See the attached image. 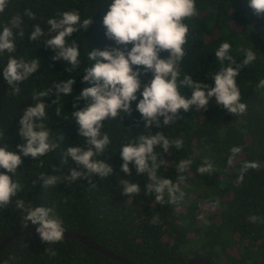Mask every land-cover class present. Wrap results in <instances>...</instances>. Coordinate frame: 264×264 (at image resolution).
<instances>
[{"label":"trees","instance_id":"trees-1","mask_svg":"<svg viewBox=\"0 0 264 264\" xmlns=\"http://www.w3.org/2000/svg\"><path fill=\"white\" fill-rule=\"evenodd\" d=\"M111 0H6L0 12V32L10 27L14 34L16 51L0 53V147L20 154L17 145L23 143L19 135V120L23 110L34 106V93L51 90L43 98L48 105L43 121L50 132V141L58 145L39 159L23 157V163L12 175L21 190L11 203L0 207V243L23 227L25 211L16 206L23 200L25 208L44 206L54 210L62 221L65 232L81 234L108 251L134 264H187L192 258L208 259L213 264H264V88H257L264 79V16H256L247 6V0H196L197 15L184 20L189 27L185 56L177 70L180 79L190 75L193 80L205 81L210 72L220 71L221 64L215 50L224 42L232 46L231 55L239 64L242 49H252L257 59L243 67L237 77L241 102L247 104L243 114H230L217 106L213 98L207 110H181L183 118L162 127L145 128L141 114L132 103V113L108 119L101 129L111 143L103 153L94 157L108 163L113 172L107 178L92 175L70 182L72 169H81L71 157L64 163L68 147H86V138L78 134V124L71 113L83 109L91 100H80L73 107L74 98L85 87L83 70L95 61L87 60L88 51L103 50L106 46L123 47L104 36L102 18L108 12ZM65 11H76L81 21L92 18L88 29L79 28L67 39L75 42L81 53V64L76 69L65 61L53 60L54 52L44 41L56 35L48 32L47 21L59 19ZM31 13V15H29ZM19 18V26L12 21ZM45 32L36 41L29 36L34 26ZM130 50L132 45L129 44ZM166 59L168 52H160ZM10 57L30 62L38 59L40 68L20 82V91L14 92L3 78V69ZM134 69L136 66H133ZM67 79H76L71 95L56 99L54 85ZM148 84L152 73L140 77ZM186 98L191 90L180 89ZM138 99L140 97L137 93ZM61 115L57 116V110ZM161 124L163 117L160 118ZM162 133L170 141L181 139L183 146L172 145L167 152L157 146L154 152L163 161L157 176L179 184L175 199L165 194L160 205L155 192L146 194L147 173L137 175L129 164L131 175L121 171V146L134 143L140 135ZM242 151L233 157L231 149ZM231 158V163H228ZM182 160L191 163L179 173ZM256 162L258 168L247 169L243 181L239 176L243 166ZM211 164L213 171L197 170ZM0 172L6 170L0 168ZM41 173L57 176V184L44 188ZM89 180L95 186H91ZM123 180L139 185V194L129 197L122 193ZM255 216L252 222L249 218ZM158 217V219H157ZM156 220L155 223L152 221ZM29 226L32 225L30 222ZM0 264H124L87 244L64 237L60 242H43L38 233L25 234L6 245L0 252Z\"/></svg>","mask_w":264,"mask_h":264},{"label":"clouds","instance_id":"clouds-1","mask_svg":"<svg viewBox=\"0 0 264 264\" xmlns=\"http://www.w3.org/2000/svg\"><path fill=\"white\" fill-rule=\"evenodd\" d=\"M5 4L6 0H0V12L4 10ZM247 6L254 15L264 16V0H247ZM195 15L196 0H111L109 10L102 18L104 36L123 47L106 46L103 50L93 49L87 53V60L95 63L83 70L82 83H89L92 86L83 88L79 95L75 96L73 107L75 108L80 100L90 99L91 102L83 109L71 113L79 126L78 134L86 138V147H68L63 156L65 164L67 157H71L72 161L85 171L72 169L67 176L70 182H75L78 178L88 179L92 175L107 178L112 174L113 169L108 163L94 159L111 143L108 134L102 133L101 129L108 119L122 118L121 114L131 115L133 102L138 101L136 111L141 114L147 129L153 126H167L183 118L181 110L185 113L193 107L196 111L207 110L213 98L217 106L230 114L246 112L247 104L241 102L237 77L243 67L251 65L257 59L252 49L241 50L244 58L238 64L231 55V44L222 43L214 52L221 64L220 71L210 72L206 78L212 79L214 86L205 81L193 80L187 74L180 79L177 68L186 54L184 46L189 34V27L184 20ZM92 23V18L81 21L80 14L76 11H65L60 14L59 19H49L48 32L57 33L44 41V44L55 53L52 59H62L75 69L79 67L81 64L79 46L75 42L68 44L67 39L79 28L88 29ZM12 26H19V18L13 19ZM43 35L44 30L36 25L29 39L36 41ZM129 44L132 45L130 50L127 47ZM5 51L9 53L16 51L13 31L7 26L0 32V53ZM165 51L169 53L166 59L159 55ZM133 66H136L135 69ZM39 68L38 59L26 62L10 57L3 69V78L7 85L18 93L20 89L17 85ZM149 72L152 73L151 81L142 85L140 77ZM75 82L76 79H67L55 84L56 99L53 103L61 95H71ZM182 87L191 90L190 98L181 94ZM257 88H264V79L259 81ZM138 92L142 98L138 99ZM51 94H53L51 90L34 93V106L23 110L19 120V135L23 143L17 145L20 154L8 150L7 146L0 147V168L6 170L0 172V207L11 203L12 198L21 190V185L13 181L12 175L23 163L22 156L39 159L58 146L50 141V132L43 123L48 108L43 98ZM56 114L60 116L61 110L58 109ZM172 145L179 149L183 146V141L181 139L170 141L162 133L140 135L136 142L122 145L119 152L123 161L121 171L131 175L129 168L131 163L137 175L147 173L148 181L151 183L146 185V194L155 192V200L160 205L170 202L165 201V194L170 200L175 199L179 184L157 176V170L163 161H159L154 149L160 146L167 152ZM241 151L239 147L231 149L233 157ZM190 163L188 160H182L177 167L178 172H184ZM228 163H231V158ZM258 167L259 164L256 162L245 163L238 180L243 181V173L247 169ZM197 171L209 173L213 171V167L206 163ZM40 180L44 188L54 186L58 181L57 176L43 173ZM89 183L95 186L90 180ZM121 191L131 198L139 194L140 187L134 182L123 180ZM16 206L25 211L22 226L28 227L29 222L37 226L36 232L43 242L52 244L64 239L65 229L62 221L54 215L52 208L44 206L25 208L23 200H18ZM249 219L255 222L257 218L253 216ZM152 222L155 223L156 220Z\"/></svg>","mask_w":264,"mask_h":264},{"label":"water","instance_id":"water-1","mask_svg":"<svg viewBox=\"0 0 264 264\" xmlns=\"http://www.w3.org/2000/svg\"><path fill=\"white\" fill-rule=\"evenodd\" d=\"M36 227L37 226H29L26 228H23L17 232H15L14 234L10 235L8 238H6L5 240H3L0 243V252L1 250L8 245L10 242H12L13 240L17 239L20 236H23L25 234H30V233H37L36 232ZM65 237L67 238H72L74 240H77L79 242H82L84 244H87L88 246H90L91 248L95 249L96 251L114 259L117 260L121 263L124 264H134L120 256L115 255L114 253L108 251L106 248L102 247L101 245L97 244L96 242H94L93 240L78 234V233H74V232H65ZM187 264H213L211 260L208 259H199V258H192L189 260V262Z\"/></svg>","mask_w":264,"mask_h":264}]
</instances>
